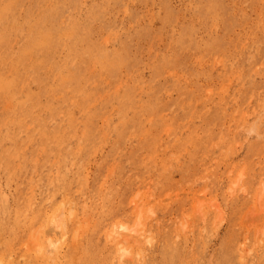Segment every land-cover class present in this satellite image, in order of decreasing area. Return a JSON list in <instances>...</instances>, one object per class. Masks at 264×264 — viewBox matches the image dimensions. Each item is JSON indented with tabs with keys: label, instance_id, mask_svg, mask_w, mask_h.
Returning a JSON list of instances; mask_svg holds the SVG:
<instances>
[{
	"label": "rangeland",
	"instance_id": "374dc122",
	"mask_svg": "<svg viewBox=\"0 0 264 264\" xmlns=\"http://www.w3.org/2000/svg\"><path fill=\"white\" fill-rule=\"evenodd\" d=\"M0 247L264 264V0H0Z\"/></svg>",
	"mask_w": 264,
	"mask_h": 264
},
{
	"label": "bare ground",
	"instance_id": "6f19581e",
	"mask_svg": "<svg viewBox=\"0 0 264 264\" xmlns=\"http://www.w3.org/2000/svg\"><path fill=\"white\" fill-rule=\"evenodd\" d=\"M257 33V32H256ZM255 34V33H254ZM109 35V34H108ZM155 41H156V39H155ZM160 44V43H159ZM247 48V47H246ZM214 61V60H213ZM197 62V61H196ZM223 63V62H222ZM166 75V74H165ZM170 75V74H169ZM175 76V75H174ZM169 83V82H168ZM135 86V85H134ZM167 92V91H166ZM134 103V102H133ZM263 103V102H262ZM138 104V103H137ZM136 103H135V105H137ZM131 105H134V104H130V106ZM263 105V104H262ZM242 108V107H241ZM258 108V107H257ZM241 109L239 108V111H240ZM251 111V110H250ZM143 112V111H142ZM259 112V111H258ZM261 112V111H260ZM242 114V113H241ZM256 114H257V111H256ZM245 115V114H244ZM250 115H251V113H250ZM242 116V115H241ZM143 118V117H142ZM247 118V117H246ZM245 118V119H246ZM244 119V120H245ZM258 119V118H257ZM122 121V120H121ZM120 121V122H121ZM251 121V120H250ZM225 122V121H224ZM252 122V121H251ZM258 123V122H257ZM260 123V122H259ZM119 124V123H118ZM237 126V125H236ZM240 126H241V124H240ZM247 126V125H246ZM241 128H243V126L241 127ZM247 128V127H246ZM240 129V128H239ZM242 131V130H241ZM167 132V131H166ZM246 132V131H245ZM221 133H222V131H221ZM243 134V133H242ZM129 135V134H128ZM223 135V134H222ZM221 137V136H220ZM218 139H219V137H218ZM58 166V165H57ZM31 175V174H30ZM49 189V188H48ZM52 191H53V188H52ZM51 199V198H50ZM47 201V200H46ZM29 204V203H28ZM26 213V212H25ZM121 225V224H120ZM123 225V224H122ZM1 248V247H0ZM46 247H44V249H45ZM8 250V249H7ZM49 250V249H48ZM56 253V252H55ZM47 254V253H46ZM19 255H21V254H19ZM36 255H37V253H36ZM52 255V254H51ZM59 255V254H58ZM77 255V254H76ZM139 255V254H138ZM44 256H45V253H44ZM44 256H43V258H44ZM47 256V255H46ZM48 256H49V254H48ZM55 256V255H54ZM2 257V256H1ZM7 258V257H6ZM1 259V258H0ZM37 259V258H36ZM49 258H47V260H48ZM54 259H55V257H54ZM2 260V259H1ZM20 260V259H19ZM52 260V259H51ZM61 260V259H60ZM53 261V260H52ZM74 262V261H73ZM0 263H3L2 261L0 262ZM75 264V263H74Z\"/></svg>",
	"mask_w": 264,
	"mask_h": 264
}]
</instances>
